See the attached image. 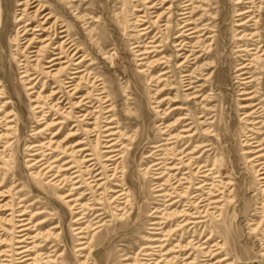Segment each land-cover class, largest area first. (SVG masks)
<instances>
[{
	"label": "rangeland",
	"instance_id": "obj_1",
	"mask_svg": "<svg viewBox=\"0 0 264 264\" xmlns=\"http://www.w3.org/2000/svg\"><path fill=\"white\" fill-rule=\"evenodd\" d=\"M21 1L0 0V264H19L21 212L28 222L22 244L30 264H264V182L255 172L264 167V0H40L89 57L80 95L90 92L92 102L85 106L99 117L92 133L86 120L73 121L79 110L71 113L75 99L66 95L63 78L50 77L42 64L34 67L27 59L31 49L23 48L31 35H21ZM250 5L253 14L239 15ZM185 22L198 30L195 37L178 38ZM158 36L156 43L167 49L157 56L143 53ZM182 42L187 51L179 57L174 45ZM160 58L168 63L151 71ZM186 72L190 79L184 82ZM189 82L192 89L184 90ZM175 107L180 111L162 120ZM190 115L171 133L191 163L177 175L187 178L182 189L189 187L188 198L171 207L165 183H172L166 180L175 170L168 169L164 150L155 151L164 140L152 139ZM111 131L120 151L109 161L114 171L101 147ZM70 132L76 137L67 138ZM80 141L87 149L75 155L72 145ZM39 160L51 171H40ZM70 165L76 168L61 171ZM154 168L160 179H153ZM204 169L198 173L206 178L193 175ZM56 173L65 178L63 190L50 180ZM204 179L202 192L196 187ZM68 192L79 201L78 213L61 198ZM199 194L205 204L215 197L220 204H211L215 209L205 216L196 213L198 218L190 205ZM180 210L187 215L178 216ZM212 211H222L221 220Z\"/></svg>",
	"mask_w": 264,
	"mask_h": 264
},
{
	"label": "bare ground",
	"instance_id": "obj_2",
	"mask_svg": "<svg viewBox=\"0 0 264 264\" xmlns=\"http://www.w3.org/2000/svg\"><path fill=\"white\" fill-rule=\"evenodd\" d=\"M165 1H167V0H165ZM247 3H253V2L252 1H247ZM17 5L23 7L21 12L19 13V17L17 19L18 22H24L23 25L21 26V28L23 29V31H22L23 33L21 35H27L28 33H30V35H31L30 37H28L26 39V46L23 48V51H28V49H31V51L28 52L30 54L27 53V55H26L27 59H31L32 61H34V64H33L34 67H37L39 64H42L43 65L42 67L47 70L45 73H47L50 77H52L54 79L63 78L62 79V85H63L64 89L66 90L65 91L66 95L69 96L71 100L73 98L75 99V101L70 103L71 104L70 108L72 110L71 113H74V109H78L79 110L74 115L76 120H73V121H78V119H79V121H83L84 122L86 120L85 123L93 125V129H89V133H92L94 131L97 132V129H98L97 128V123H98V118L99 117L95 116L96 113H93V111H88L87 108L89 106H85V105H87V103L92 102L90 92L87 91L85 94H81L80 95L81 91H83V87L81 86L80 80H82L84 78L85 79L84 83H86V81L88 82V76H89L88 70H87L88 66H83L85 61L89 60V57L86 54L84 48L81 45H78V43H76L74 39H71V33H70L69 28L67 27V25L64 24V22H62L59 19V17H57V16H55L53 14L54 12H52L53 10L50 9L49 6H47L45 4H42L40 0H23V1L19 2ZM254 8H255L254 5H250L247 10L241 12L239 15L247 16V15L253 14L255 12ZM259 8H263V10H264V6H262V7L259 6ZM257 11L259 12V13H257V15L260 17V12H262V9H258ZM160 17H161L160 14L159 15L158 14L155 15L154 23H157L160 20ZM254 17H257V16H254ZM183 18H185V17H183ZM259 19L260 18L256 19L255 23L259 22L260 21ZM34 23H36V25ZM189 24H190V22H185L183 25H180L179 29H181L183 32H181L178 35V38H182L183 36L192 37V38L195 37L194 34L197 33L198 30H195L193 27L189 26ZM162 25H164V28H163L164 36H165V38H167L168 37L167 36V31L169 29L168 21H166V24H162ZM261 28L264 31V27L261 26ZM37 32H40V34H36ZM158 38H159V36L156 37L153 41H150L151 43H153L155 45H153V46L152 45H148L149 47H154V48L148 49L149 51L143 52V53H153L154 56H157L159 53L164 52L167 48H165V44L162 43V41H159L158 44L156 43ZM14 40L15 41L17 40V36H14ZM37 45H39V46L37 47ZM174 46H175V50L174 51H176L178 53L177 56H179V57L184 54V53H182V51H184V50L187 51L186 49H184L185 42L184 43L183 42L182 43H176ZM155 47H160V48L157 49ZM142 50H143V48H142ZM142 59L143 58H139V60H142ZM155 62L156 63H155L154 66H152L151 71H155L159 67V65H161L163 63L167 64L168 60L165 61V60H162L160 58V59H156ZM182 65H183V63L181 62V63H179L178 67H180ZM142 71H144V70H141V72ZM23 72L25 73L26 71H23ZM167 72L168 71L161 72V73H159V76H163ZM23 76H26V75H23ZM181 76L183 78H185V79H183L184 82H186L187 79L188 80L190 79L189 74H187V72L183 73ZM77 79H78V81L75 82ZM96 81H98V80H96ZM191 83L192 82H189L188 83L189 85L184 90L192 89ZM97 87L98 86H96V88ZM169 89H173V87H170ZM97 90H100L98 94L105 93V90H104L103 86L98 87ZM163 90H165V89H163ZM55 94H56V91H52L51 95L54 96ZM197 97L198 96H196V95H192V96H190V99H194V98H197ZM172 101H177V100L173 99ZM163 104H165V103H163ZM163 104H161V105H163ZM36 107L37 108H41V106H39V105L36 106ZM155 107L157 109L156 111H161L160 108H159V105L156 104ZM179 109L180 108L175 107V108L171 109L169 112H167L166 114L163 112L165 115H161L162 120H164V119L167 120V118L171 114L178 113L180 111ZM94 111H97V110H94ZM108 111L109 110H107V112ZM250 114L251 113H248L247 116L250 115ZM192 117H193L192 115H190L189 117H184L183 116V117L180 118V120H178L177 122H175L171 126L162 127L163 129L160 132L161 134H159L157 138H153L152 139L153 142L159 141L160 139H163L165 141V142L163 141L162 143H160L158 146H155V147H157V149L155 151L164 150L165 151L164 155L166 157H163V158H165V160H168L167 161L168 166H169L168 169L170 171L171 170H175L174 173L170 174V179L166 180V182H168L169 180H173L172 183H169V184L165 183V185L169 186V191L170 192H167L166 195L169 197L168 200L171 201L169 203V206H171V207L173 205L179 206L180 202L184 198L185 199L188 198L189 187L186 186L184 189H182V185L185 184V183L187 184V182H186L187 178L185 176H182V175H181L182 177L177 178V175L183 169V166L188 167L189 165H191L190 158H185L186 156L183 155V153L185 152V149L179 150L174 145L175 142L172 140L173 136L171 135V133L177 127H179L184 122L185 119H192ZM202 117H204L202 114H200L198 116V118H202ZM88 119H93V121L92 122H90V121L88 122L87 121ZM108 122L110 123L111 120H108ZM202 122H204V121H202ZM105 129H107V128H105ZM184 130L185 131H189L188 128L184 129ZM209 131H211V130H209ZM76 135H77L76 132H70V133L67 134L66 137L67 138H69V137L71 138V137H74V136L76 137ZM96 135H97V133H94V136H96ZM112 135H115V132L111 131V132L107 133L105 135L106 138L104 140V145L101 146V147L105 148V151L103 153H107L106 154L107 156L104 158V161H106V166H110L111 168H112V166H111V163H109V161H114V160H116L117 158L120 157V155H117V153H116L117 151L118 152H120V151L115 147V143L116 142L113 141ZM160 135H162L161 137H163V138H160ZM164 135H167L166 138H165ZM193 135H195V134L194 133L191 134V136H193ZM209 135H212V134H209ZM177 136H179V134ZM188 136H190V135H188ZM185 137H187V135ZM82 143L83 142L80 141V142H75L72 145V148H71L72 150L71 151L75 155L78 154V152H82V151L87 149L86 147H82V148L80 147V145ZM94 146H95V150L99 151L98 148L100 146H99V138H98V136H96V138H95ZM165 146H166V148L163 149V147H165ZM74 147H79V148L77 150H75ZM257 151H259V150L254 151V153H256ZM188 153L189 154H194L195 150L193 149L192 151H189ZM85 155H91V154L88 153V154H85ZM260 156H263V154H259V155L255 156V157H260ZM182 157H183V160L180 163L179 162L178 163L172 162L173 160L182 159ZM91 159L92 158H88V159L80 161L79 163L82 165L84 162L89 161ZM40 162H41V160L36 162L37 164L39 163L38 167H40V171H44L43 172L44 174H47L46 172L51 171V167H50L51 165H49V164L45 165L46 163H40ZM152 162H154V161H152ZM36 163H34L33 165H36ZM195 164H197V163H195ZM153 165L156 167L158 165V163H154ZM73 167L76 168V166L70 165L68 167L62 168L61 171H65L66 172L68 170H71ZM81 167H84V166H81ZM203 168H204V165L199 167V169H203ZM115 169L116 168H114V166H113L112 170L114 171ZM157 170H158L157 168H154V171H153L152 174L153 175L155 174V175H154L153 179H160L162 177V176L156 175V174H159V173L155 172ZM78 171L79 170L74 169L72 173L75 174V176H78L79 175L77 173ZM204 171H206V170L205 169L202 170V171H198L197 170L195 173H193V175H198L200 177H205L206 178L207 177L206 174H202V173L199 174L198 173V172H204ZM83 172H87V174H89L88 170H86V167H85ZM255 172H256L257 176L259 177L258 179L261 180L262 182H264V167L257 168L255 170ZM186 173L187 172H184L183 175H185ZM36 174H38V172H36ZM98 179H101V178H98ZM50 180L53 181L58 186L59 190H63L64 184H65V178H60V175L58 173H56V174L52 175ZM92 181H90V182H92ZM204 181H205V179L201 180L199 182L200 184L196 187L199 190H201L202 192H203V188H204V185H205ZM60 184H62V185H60ZM172 184H174V186H172ZM262 185H264V183ZM160 189H162V187L159 188V189H156V191H158ZM117 191H120V190H116V189L112 190V192H117ZM123 194H124L123 191L118 192V196H121ZM70 196H71V193L68 192L65 195L62 194L61 198L66 200V202L70 206V209H72V210L74 209V213H78L79 210H77V208H78L77 205H79V203H78L79 201H77L76 199H74V198H72ZM203 196H202V194H199V196L197 197L198 200L197 201L195 200L190 205V207L193 206L194 209L198 210L197 212H194L193 217H198V218L200 217L196 213H203V216H205L206 212L210 208L213 209L215 207V206L211 207V204L218 203L220 201L219 199H215L216 198L215 197V198H212L211 201L208 204H205L206 199ZM80 198H82V197H79V199ZM116 198H118V197L116 196L114 199H116ZM172 198H176V199L172 200ZM185 202H187V201H185ZM218 204H220V203H218ZM177 213H178V216H180V217L187 215L185 210H180ZM211 213L216 215L217 220H221L222 211H212ZM18 215L20 216V219L17 220L18 221L17 227H19L17 232H19V233L17 235V240L16 241L18 242V244L16 245V248L18 250L15 252V254L19 255V256H17V259H18L17 261H18L19 264H30V263L27 262V260L29 259L27 257V253L25 254V252H27L29 250V248H27V245L22 244V243L25 242V238L26 237H24L25 236V232L24 231L28 228V227H25V225L28 222H25V219L22 218L24 213L21 212ZM81 219H82V217L79 215V216H76L73 221H80ZM201 221L202 220H200L199 222H201ZM0 254L3 255V253H1V252H0ZM263 254H264V252H263ZM12 256L13 255H10V257H12ZM4 260H7V259H4ZM9 260L12 261V259H9Z\"/></svg>",
	"mask_w": 264,
	"mask_h": 264
}]
</instances>
